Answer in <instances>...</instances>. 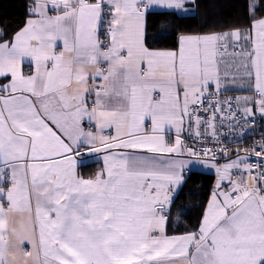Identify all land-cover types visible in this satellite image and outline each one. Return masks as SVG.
Returning a JSON list of instances; mask_svg holds the SVG:
<instances>
[{
    "label": "snow or ice",
    "instance_id": "obj_1",
    "mask_svg": "<svg viewBox=\"0 0 264 264\" xmlns=\"http://www.w3.org/2000/svg\"><path fill=\"white\" fill-rule=\"evenodd\" d=\"M197 7L31 0L0 30V264H264V133L225 143L264 127V2L246 26L149 35L157 9ZM197 165L216 179L181 232Z\"/></svg>",
    "mask_w": 264,
    "mask_h": 264
},
{
    "label": "trees",
    "instance_id": "obj_2",
    "mask_svg": "<svg viewBox=\"0 0 264 264\" xmlns=\"http://www.w3.org/2000/svg\"><path fill=\"white\" fill-rule=\"evenodd\" d=\"M249 2L250 0H197L196 11L186 18L179 19L160 15L159 11H156L150 15L148 21L151 25L148 29L149 35L156 36L165 25H168L169 32L176 34L221 31L229 27L246 26ZM30 4L31 0H0V30L12 34L23 26ZM155 46L171 47L172 45L157 43ZM215 179L214 175L201 171H192L187 175L183 190L174 205L173 219L179 221L172 224L174 229L182 232L197 223Z\"/></svg>",
    "mask_w": 264,
    "mask_h": 264
},
{
    "label": "built area",
    "instance_id": "obj_3",
    "mask_svg": "<svg viewBox=\"0 0 264 264\" xmlns=\"http://www.w3.org/2000/svg\"><path fill=\"white\" fill-rule=\"evenodd\" d=\"M229 95H236V94L229 93ZM256 121L257 122L255 126L243 130V136H240L239 132L237 134H230L229 139L225 140V143L228 144V146L233 151L238 147L241 149L252 147L261 138V134L264 133V127H262L260 124L259 116H257ZM225 132L227 133L226 129ZM220 162L223 163L224 160L222 159Z\"/></svg>",
    "mask_w": 264,
    "mask_h": 264
},
{
    "label": "crops",
    "instance_id": "obj_4",
    "mask_svg": "<svg viewBox=\"0 0 264 264\" xmlns=\"http://www.w3.org/2000/svg\"><path fill=\"white\" fill-rule=\"evenodd\" d=\"M188 7H192V5H187ZM156 11H159L158 9ZM191 14V13H190ZM231 94H236V95H246L247 93L246 92H235V93H231ZM193 171H201V172H205V173H208V174H212L215 176V170L214 169H210V168H207V167H204L203 165H197L195 166L194 170ZM190 172H188L186 170V177L187 175L189 174ZM216 177V176H215Z\"/></svg>",
    "mask_w": 264,
    "mask_h": 264
}]
</instances>
